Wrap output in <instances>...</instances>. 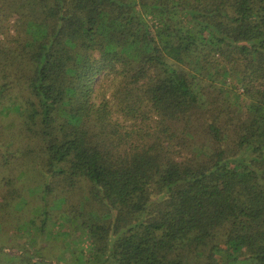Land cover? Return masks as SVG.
I'll list each match as a JSON object with an SVG mask.
<instances>
[{
  "label": "trees",
  "instance_id": "16d2710c",
  "mask_svg": "<svg viewBox=\"0 0 264 264\" xmlns=\"http://www.w3.org/2000/svg\"><path fill=\"white\" fill-rule=\"evenodd\" d=\"M3 29L0 97L117 213L87 225L93 264H222L219 229L264 264V0H0Z\"/></svg>",
  "mask_w": 264,
  "mask_h": 264
},
{
  "label": "rangeland",
  "instance_id": "374dc122",
  "mask_svg": "<svg viewBox=\"0 0 264 264\" xmlns=\"http://www.w3.org/2000/svg\"><path fill=\"white\" fill-rule=\"evenodd\" d=\"M4 32L5 29L0 32V47ZM9 34L13 35L14 31L10 29ZM113 84L112 76L100 78L95 100L109 98ZM241 93L239 89L240 100L244 98ZM19 94L20 91L12 88L0 97V218H3V222L0 220V264H93L94 256L90 253L93 244L87 225L103 218L112 224L117 213L96 203L84 181L70 187L64 176L46 166L37 141L24 131L22 115L16 108L24 104ZM228 106H231L230 113L242 114L240 104L235 101ZM115 116L123 119L121 115ZM133 122L125 119L122 130H132L143 123L138 121L133 125ZM173 138V146L180 148L175 144L176 136ZM181 150L183 156L190 154L187 148ZM222 234L219 229L212 237L220 250L217 259L222 264H255L234 249L228 255ZM112 236L109 235L111 239ZM105 263L114 264L110 259Z\"/></svg>",
  "mask_w": 264,
  "mask_h": 264
}]
</instances>
